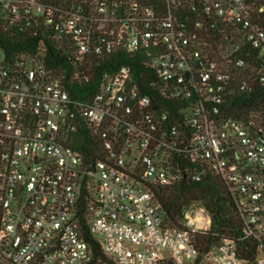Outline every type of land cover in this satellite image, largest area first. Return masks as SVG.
<instances>
[{"label":"built area","instance_id":"2783aa9c","mask_svg":"<svg viewBox=\"0 0 264 264\" xmlns=\"http://www.w3.org/2000/svg\"><path fill=\"white\" fill-rule=\"evenodd\" d=\"M263 17L259 0H0V29H48L71 67L0 47V264H264V111L227 109L264 83ZM109 61L88 97L68 90ZM211 176L236 224L202 242L210 213L175 224L158 192Z\"/></svg>","mask_w":264,"mask_h":264},{"label":"trees","instance_id":"16d2710c","mask_svg":"<svg viewBox=\"0 0 264 264\" xmlns=\"http://www.w3.org/2000/svg\"><path fill=\"white\" fill-rule=\"evenodd\" d=\"M261 22L264 24V17ZM33 31L31 27L0 29V47L10 57L44 48L46 64L49 67L58 68L59 72H66L69 76L71 67L61 50L50 38L49 30L38 27L37 34H33ZM126 57V63L135 66V69H140L138 62ZM113 64L115 63H110V61L103 63L96 69V75L88 84L68 83L66 85L68 90L74 95L83 92L84 97H88L89 93L98 88L101 75L115 69ZM227 109L233 117H240L251 110L264 111V83L255 86L251 92H235ZM77 148L82 149L80 145ZM158 198L166 215L175 224H178L187 206L193 203L202 205L211 215V229L202 236V242L219 239L224 234H234L233 227L236 224L234 206L225 187L216 177H207L200 182L181 181L178 184L160 188Z\"/></svg>","mask_w":264,"mask_h":264}]
</instances>
